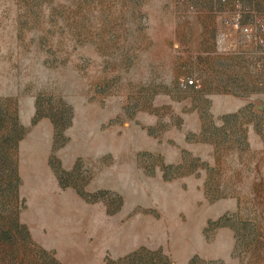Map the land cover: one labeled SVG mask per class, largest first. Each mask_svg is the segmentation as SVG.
Masks as SVG:
<instances>
[{"label": "rangeland", "instance_id": "1", "mask_svg": "<svg viewBox=\"0 0 264 264\" xmlns=\"http://www.w3.org/2000/svg\"><path fill=\"white\" fill-rule=\"evenodd\" d=\"M235 10L264 24V0H0V264H264Z\"/></svg>", "mask_w": 264, "mask_h": 264}, {"label": "built area", "instance_id": "2", "mask_svg": "<svg viewBox=\"0 0 264 264\" xmlns=\"http://www.w3.org/2000/svg\"><path fill=\"white\" fill-rule=\"evenodd\" d=\"M189 8H191V6H189ZM231 13V15L225 19V22L233 28L236 26V29L241 31V37L244 39V41L255 45L260 50V57L256 64L258 67H264V36L262 34L264 24L262 19L256 16L254 18V23L251 24L241 20V13L239 10L232 11ZM178 85L182 88L188 86H197L193 78L186 76L179 78Z\"/></svg>", "mask_w": 264, "mask_h": 264}, {"label": "crops", "instance_id": "3", "mask_svg": "<svg viewBox=\"0 0 264 264\" xmlns=\"http://www.w3.org/2000/svg\"><path fill=\"white\" fill-rule=\"evenodd\" d=\"M242 256L241 255H227L226 258L224 259V263L223 264H254L252 262H244L243 263V260L241 258ZM257 264V263H256Z\"/></svg>", "mask_w": 264, "mask_h": 264}]
</instances>
